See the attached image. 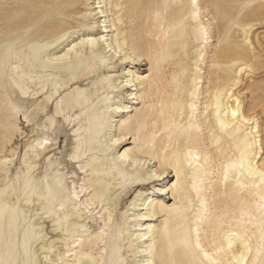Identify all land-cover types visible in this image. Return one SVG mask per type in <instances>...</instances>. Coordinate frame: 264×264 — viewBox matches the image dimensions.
Segmentation results:
<instances>
[{
    "label": "bare ground",
    "instance_id": "6f19581e",
    "mask_svg": "<svg viewBox=\"0 0 264 264\" xmlns=\"http://www.w3.org/2000/svg\"><path fill=\"white\" fill-rule=\"evenodd\" d=\"M140 1L0 0V264H264V82L217 0Z\"/></svg>",
    "mask_w": 264,
    "mask_h": 264
},
{
    "label": "rangeland",
    "instance_id": "374dc122",
    "mask_svg": "<svg viewBox=\"0 0 264 264\" xmlns=\"http://www.w3.org/2000/svg\"><path fill=\"white\" fill-rule=\"evenodd\" d=\"M208 0L201 1V4H205V6H208L209 3H207ZM219 2V5L221 6V9L225 12L226 16L224 17L225 21L227 22V26L230 28V34L233 35V38L235 42L238 43L239 46H241L245 54L247 55L245 61L248 62L252 68L253 71L246 76L242 75V83L238 90H240L241 93H243L242 97H245L244 102H249V95L248 92H245L244 89H246L250 84H259L264 82V0H217ZM148 1L141 0L140 6H143V8H147ZM146 10L141 11L139 8L137 9V14L134 16L135 18H138L139 20H145L143 16L146 14ZM211 17V16H209ZM102 21V20H101ZM211 25V41L213 42L212 52L214 51L213 56L215 57L217 54L219 43L217 42L219 38L222 36V26L221 22L218 19H215ZM244 25H250L251 26V41H252V47L253 51L251 52L247 45L244 43V37L240 35L238 32V29L241 28ZM124 27V25H123ZM257 37L259 41V45L256 44L255 38ZM211 55V54H210ZM213 57V58H214ZM148 69L147 66H144L142 64L141 67H137V70L140 73H146V70ZM206 69V68H205ZM233 72V69H231V73ZM247 97V98H246ZM58 145H61L59 142ZM154 169V168H153ZM172 177H169L166 181V185L168 182H173L171 179ZM162 184V185H165ZM143 191L146 193H152V189L150 186H145L142 188ZM159 197V196H157ZM163 199L165 201H169L168 196H163ZM172 201L169 202L171 204Z\"/></svg>",
    "mask_w": 264,
    "mask_h": 264
}]
</instances>
